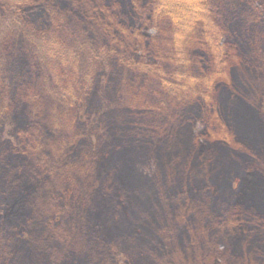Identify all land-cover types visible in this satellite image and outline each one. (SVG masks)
Segmentation results:
<instances>
[{
	"label": "trees",
	"instance_id": "16d2710c",
	"mask_svg": "<svg viewBox=\"0 0 264 264\" xmlns=\"http://www.w3.org/2000/svg\"><path fill=\"white\" fill-rule=\"evenodd\" d=\"M18 38L41 50L16 85L26 140L0 138V245H27L25 227L50 224L56 246L31 240L49 264H136L125 255L138 236L153 240L158 264H264V0H0L1 134ZM86 60L125 88L109 171L77 106ZM117 182L147 195L143 232L117 241L70 229L73 215L97 216L93 199Z\"/></svg>",
	"mask_w": 264,
	"mask_h": 264
},
{
	"label": "rangeland",
	"instance_id": "374dc122",
	"mask_svg": "<svg viewBox=\"0 0 264 264\" xmlns=\"http://www.w3.org/2000/svg\"><path fill=\"white\" fill-rule=\"evenodd\" d=\"M66 26L68 25H65V27ZM69 27L72 26L69 25ZM150 32H155V29L151 28ZM73 33L74 32L71 30H64V32H61L62 35ZM72 38L74 37L72 36ZM66 41H68L70 46H77L74 39H66ZM34 44L27 43V45H22L18 38L16 42V50L18 54L14 51L15 54H17L16 58L11 61L10 68H7L10 70V79L8 80L10 83H7V86L11 90V107L8 114L4 112L2 115V121L6 122V128L4 129V134L0 133V138H3L6 144L10 142L12 143V141L20 143L23 139L26 140L25 138L27 137L25 135L29 129L28 117L26 116L27 111L18 101V86L16 85L19 83V74H22L25 78L29 76L28 71L30 68H28V71L26 69L22 70L23 65L26 63L24 61L27 60L30 62L31 57L35 53H37L38 56L41 50L40 48H36ZM66 49L68 50V48ZM21 52L26 53L24 54ZM88 52V49L85 48V54ZM36 62H38V60ZM88 62L86 60L82 64L79 62L77 65V73H75V77H80L78 81L81 83V88L83 89L80 90V94L81 96L84 94L83 101H78L77 106L82 112L80 115L81 120L83 122H85V119L90 121L91 128L94 131L93 141L95 142V149L98 148L97 151L102 153L101 164L105 165L103 168L108 165L106 171H109L111 169L110 163L112 165L114 163L116 147L111 146L108 140L113 136L115 141H117L120 139V134L125 131V115L122 114L120 110V107L123 106L125 101V88H121L120 83L115 79L117 73L114 72V70L107 68L104 66L105 64H98L94 69H91L92 66L88 65ZM89 81L90 87L87 89ZM41 82L43 85H51L50 82L45 80H41ZM260 87L263 91L262 95H264V86L262 85ZM250 94L251 102L254 104V101H257V97L253 93ZM263 97L259 98V103L262 102V106L264 107ZM262 98L263 100L261 101ZM201 129L202 125L198 124L194 129V133L197 134ZM106 143L107 147H105ZM99 145L101 146V149L99 148ZM111 174L116 179L121 175L117 171H111ZM128 192V190L122 188L117 182V186L113 188V196L109 195V198L107 199L101 198V196L93 199L95 207H97L98 210L97 216L90 213L89 217H87L92 222L90 223L89 220L85 218L84 214L77 216L73 215L68 218L70 229H75L81 236L93 235L94 233H100L101 230H103L106 231V233H101L100 235L107 234L111 239L115 240V238H117V241H119V238L123 237L124 233L128 230H132L134 234L136 230L138 233H142L143 228L138 224L136 226V220L141 203L143 204L144 197L147 195L135 197ZM50 227H52L50 224H44V232H42L44 234L39 230H37L38 232L34 231L33 226L31 228L25 227V230H29L25 237V239H28L27 245L26 243L20 245L15 241L13 242L12 250L9 249L8 245H0V264H38V261H41L43 264H49L48 259L39 256V250L33 242L36 244L39 243L43 235L45 236L44 238L46 242H48V244L43 245L44 249L50 250L51 247L56 246L58 244L59 233L55 231L52 232ZM99 233L96 235H99ZM136 236L137 235H135V237ZM155 246L153 240L147 239L145 236H138V241H135L130 247L128 246L130 251L125 256L132 258L136 264H158L155 259ZM9 254H14V256L8 261L6 256ZM126 259L129 261L128 258Z\"/></svg>",
	"mask_w": 264,
	"mask_h": 264
}]
</instances>
